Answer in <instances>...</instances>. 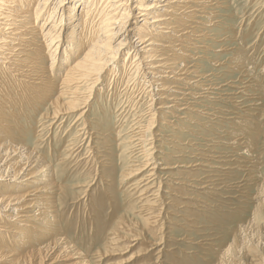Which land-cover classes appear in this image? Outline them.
Returning <instances> with one entry per match:
<instances>
[{
  "label": "rangeland",
  "instance_id": "obj_1",
  "mask_svg": "<svg viewBox=\"0 0 264 264\" xmlns=\"http://www.w3.org/2000/svg\"><path fill=\"white\" fill-rule=\"evenodd\" d=\"M186 11L170 20L174 49L154 53L174 75L155 74L154 87L146 83L150 58L133 56L141 22L129 19L123 51L95 85L73 89L82 109L51 108L45 90L42 98L28 86V99L20 89L1 98L0 169L8 172L0 195L13 199L19 187L51 193L56 230L40 243L36 228L49 226L26 227L33 242L9 238L6 246L27 252L57 240L44 264H264V0H196ZM79 30L69 41L62 31L60 43H77ZM48 54L38 57L52 67L43 78L62 79V59ZM0 82L10 93L16 84ZM12 168L37 175L23 186L9 180ZM2 213L0 235L13 228ZM11 259L2 255L0 264Z\"/></svg>",
  "mask_w": 264,
  "mask_h": 264
},
{
  "label": "bare ground",
  "instance_id": "obj_2",
  "mask_svg": "<svg viewBox=\"0 0 264 264\" xmlns=\"http://www.w3.org/2000/svg\"><path fill=\"white\" fill-rule=\"evenodd\" d=\"M54 1L56 3L55 5H52ZM195 1L196 0H0V77L6 79L7 82H10L11 84H17V86L15 84V87H11V93L7 88H3L4 84L3 86L0 85V94H2L0 95V103L4 101V99L1 100L3 96H6V94H15L17 89L23 90L24 95L27 97L26 99H28V95H30L29 91H31L28 88H33L35 89V93L39 95L44 92V90L46 91V95H44L46 96V100H50L51 108L57 109L65 107L66 110L71 112L82 109H79V107L76 106V102L80 99V97L78 98L77 95L79 94L73 89H77L86 81H92L93 85H95L97 80L100 79L102 71L106 69V66H110V62L114 60L115 56L119 52L123 51L122 49L128 42L131 33V31L128 30L130 28V25L128 24L129 19H139V22H141L140 27L142 32L147 34L146 37L140 36L142 32L139 33L140 35H137V45L135 47V53L133 56H139L138 58L141 59L140 55H145L150 58L151 64L154 66L151 67L154 71L152 72L153 76L149 82H146V77H144L142 79V83L145 81L154 87V81H156L155 74H163L162 77H160L161 79L166 77L168 78V75H174L173 69H175L172 67L173 64H167L163 58L158 60L157 58H154L155 55L157 56L159 53L158 52L157 54H154L156 52L155 50L157 49V51L163 50L164 52H170V49H174V46H171L172 42H170V40H172L171 36L174 34L175 26L173 27L172 25L174 23H171L173 28L170 26V20L175 19L176 15L181 16V14L185 15L186 17L189 14V11H186L188 8V3H195ZM66 5L67 7H65ZM77 9H81L79 10V13H84V18L76 25L74 20L76 18L75 10ZM49 10V18L45 19L39 27L36 26L37 20H41L45 13ZM65 16H68L69 18L65 19ZM78 28H80L81 32H79V39L76 40L77 43H74L75 41L73 42L72 40L67 45L60 43L62 31L65 33L64 38L69 41V39H67L68 36L70 35V38L78 34ZM99 31H103L104 34H101L103 36L105 35V37L101 36V38H99L97 35ZM39 36L43 38L42 43H44L45 46L40 45L38 48L36 47L38 44L36 46L34 45L37 43L35 39H37ZM45 41H47L48 45ZM164 41H168V44L163 43ZM47 47L49 50H45ZM158 47H161L162 49L158 50ZM42 48L45 51H43ZM46 53L49 55L48 59L49 57H55L57 53L59 56L57 59H62V62L59 60L62 67L64 66L65 68V73L63 74L62 79L57 80L48 78V81H46L48 76L45 71H52V67H46V70H44V66L40 65L43 64V61L38 58L41 55H45L46 58ZM73 53L74 56L71 58ZM161 53L163 54V52ZM128 55L129 52L126 54V57ZM80 56L82 57L81 59H79ZM184 56L185 51L182 50L179 51L178 55L175 57L182 59ZM64 57L66 59L63 61ZM53 59L54 58H52V60ZM170 59L173 60V58ZM38 64L40 66H38ZM50 65L52 64L50 63ZM37 67H41L38 72L36 69ZM186 71L187 69H183L182 73H180L179 69L180 74L178 75H181ZM45 76L46 78L44 79L43 77ZM89 76L90 78H88ZM93 85L91 86V89ZM163 86L164 85H161L159 90L166 92V89H163ZM58 87H60V89ZM53 92L54 95H52ZM39 95L37 99L40 98ZM163 95L164 93L160 94V99L167 98ZM32 96H35L34 93ZM66 96H69V98H64ZM42 98H40L38 101H40ZM81 106L82 105H80V107ZM0 107L2 108V106ZM9 110L6 109V112ZM5 136L6 135H3V133L0 132V142ZM25 159L29 160L30 157H25ZM13 166H15L17 169V163L13 164ZM20 171H22V169L17 172L12 168L13 176L9 178V180L25 182L23 186H28L32 181L31 179L37 175V173L31 172L32 170L28 171L25 175H23L24 173ZM7 172L8 171L1 170L0 179H3V174L5 175ZM31 188L32 187H19L18 192L21 194L17 197H14L13 199L5 198L0 195V211L3 212V216L13 224V228L6 227V229H2V233L6 234L0 235V258L2 255L9 254V257L12 258L9 264H44L43 261L46 259L48 252L51 250V248L55 247L54 244L57 242L56 240L52 244L51 242H48L47 244L40 246L37 244L39 248L33 250L30 249L27 252L26 250H24L25 252L20 251L22 248L20 250L15 249L13 243V245H11L12 247L9 245L6 246L8 244L7 239L9 238H11V241L16 240V242L23 241L22 239L28 240L27 243H29V241L33 242L35 238L33 237V239L31 237L32 234L30 235V229H26V227L33 229L35 227L33 225L43 226V224L46 223L47 226H49L45 229L36 228L37 232H40V234L36 235V242L41 243L43 240L46 241L52 231V235H54V232H56L55 225L52 224L55 217L54 210L52 211L54 207L52 206V202H50L53 196H50L51 193L39 194L38 192L41 191L40 189L30 190ZM10 233L14 236H10ZM34 244L36 245V243ZM12 248L15 249V253H13ZM60 248L61 247H59V249ZM63 249L67 248L64 247L62 250Z\"/></svg>",
  "mask_w": 264,
  "mask_h": 264
}]
</instances>
